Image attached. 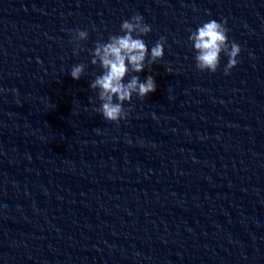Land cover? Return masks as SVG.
<instances>
[{"label": "water", "instance_id": "obj_1", "mask_svg": "<svg viewBox=\"0 0 264 264\" xmlns=\"http://www.w3.org/2000/svg\"><path fill=\"white\" fill-rule=\"evenodd\" d=\"M135 14L164 58L136 74L156 91L117 125L94 111L90 53ZM213 19L242 48L227 76L223 54L200 72L188 39ZM259 238L264 0H0V264H137Z\"/></svg>", "mask_w": 264, "mask_h": 264}, {"label": "clouds", "instance_id": "obj_2", "mask_svg": "<svg viewBox=\"0 0 264 264\" xmlns=\"http://www.w3.org/2000/svg\"><path fill=\"white\" fill-rule=\"evenodd\" d=\"M226 25V19L223 22L213 19L190 31L188 39L200 72L215 74L220 68L222 54L228 58L224 67L225 76L230 75L238 66L242 48L236 42H229ZM151 31V26L145 23L144 18L135 14L122 22L121 34L110 35L106 42L98 40L90 53L91 64L102 69V74L90 83V88L97 92L100 101V106L94 111L106 121L118 125L120 121L127 120L131 109L126 111L125 103L131 104L134 95L143 100L156 91L153 76H148L142 82L139 75H136L143 72L146 66H152L164 58L166 37H161L155 43L149 55L148 46L142 37L149 35ZM70 35L71 42L75 45L74 54L79 55L80 43L88 40L89 33L77 29ZM85 69L86 65L83 63L73 65L70 75L74 80H80ZM130 73L132 75L125 83V78Z\"/></svg>", "mask_w": 264, "mask_h": 264}]
</instances>
